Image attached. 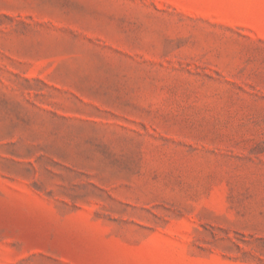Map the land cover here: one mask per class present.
Here are the masks:
<instances>
[{"label":"rangeland","instance_id":"obj_1","mask_svg":"<svg viewBox=\"0 0 264 264\" xmlns=\"http://www.w3.org/2000/svg\"><path fill=\"white\" fill-rule=\"evenodd\" d=\"M0 264H264V0H0Z\"/></svg>","mask_w":264,"mask_h":264}]
</instances>
